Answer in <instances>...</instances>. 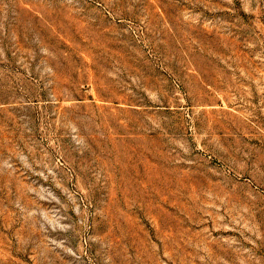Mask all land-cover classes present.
<instances>
[{
    "label": "rangeland",
    "instance_id": "obj_1",
    "mask_svg": "<svg viewBox=\"0 0 264 264\" xmlns=\"http://www.w3.org/2000/svg\"><path fill=\"white\" fill-rule=\"evenodd\" d=\"M0 264H264V0H0Z\"/></svg>",
    "mask_w": 264,
    "mask_h": 264
}]
</instances>
